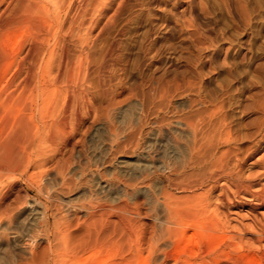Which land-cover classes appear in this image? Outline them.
I'll return each mask as SVG.
<instances>
[{"label":"rangeland","instance_id":"374dc122","mask_svg":"<svg viewBox=\"0 0 264 264\" xmlns=\"http://www.w3.org/2000/svg\"><path fill=\"white\" fill-rule=\"evenodd\" d=\"M72 2L73 9L70 12H67L68 4H66L65 9L58 13L55 19L51 17L55 21H52V27L47 34L51 47L67 49L70 60L76 59V62L70 64V68L67 65L59 66L57 55V60L54 61L49 72L44 73L43 83L45 87H49L50 91L57 89V94H78L76 96H79V99L75 103L77 106L74 104L71 112L65 114L62 109V99L57 98L59 100L57 101L51 96L44 102L37 97L36 87L33 90L34 94L32 93L34 98L29 93L23 95L20 90L12 97H8L5 93L0 94L6 96L0 97V104L5 102L6 107L12 106L14 114L16 111L31 113L36 123L40 124L44 120L43 122H47L46 125L50 126H47L48 129L46 128L45 131H48H44L42 135L45 138L40 149L41 154L44 155L38 157L34 155L35 159L45 158L43 160L48 162L44 174L46 170H55L64 162L84 167L93 165V171H98L95 163L99 156L91 153V148L99 140L102 141L104 135L103 131H100L99 136L93 138L95 131L102 125H106V128L112 132H123L124 125L120 122L112 126L108 125L106 120L109 112L114 109L113 107L128 106L135 101L142 105L144 115L150 106V111L148 110L147 113L152 117L148 116L149 123L146 129L152 126L157 127L163 118L172 120L190 118L197 124L204 122L205 126L209 121L213 125H222L227 135L223 139V141L226 140L224 148L230 149L229 156L227 155L226 158L227 168L228 166L232 168L234 165L237 168L240 167L246 179L261 173L260 164L264 159V143L258 146L256 143L259 130L264 125V0H91L89 14L85 17L82 14L84 0H72ZM22 35L19 33L13 42L26 41ZM11 50L10 47L7 48L12 55ZM17 56L20 60L22 53ZM15 65L10 69L12 72L7 71L9 78L20 69L17 63L15 70ZM9 72H11L10 75L12 73L14 75L10 77ZM57 75L59 79L54 82ZM6 79L8 80L7 76ZM6 79L2 81L0 88L5 86L4 88L8 89ZM171 90H173L172 93H169ZM0 92H2L1 89ZM148 99L149 104L148 102L146 104ZM179 99H182L181 105L176 103ZM10 102L12 105L9 104ZM116 102L120 105L118 106ZM43 103L44 105L46 103L44 107H42ZM114 103L118 107L116 105L112 107ZM137 107H135L137 111L141 112L140 106ZM144 109H146L145 112ZM155 110L158 113H155ZM131 111L135 109L132 108ZM65 118L68 120L72 118V122L61 129ZM57 125L58 128H55ZM146 129L145 131L148 130ZM58 131L65 132L61 134ZM143 142H140L141 145ZM37 146L39 144L35 145L36 149ZM128 156L134 157L130 154ZM113 160L114 158L111 157L106 159L105 166ZM42 171L43 169L38 170L37 167L32 166L29 171H21L22 174L18 173L19 175L12 177L11 181L9 179L10 182L4 183L0 180V195L2 196L7 189L13 187L14 195L10 199L12 203L36 199L44 206L51 204V200L43 190ZM94 179L89 177L87 182H92ZM227 181L222 182L227 186L222 184L210 193V209L214 208L223 222H226L228 207L220 205L219 200L216 199L224 190V195L229 196V203L233 205L229 208L231 212L229 219L232 224L236 227L240 225L241 228L252 227L253 230L255 227L256 230L257 226L253 225V221H260L262 215L257 212L252 213L248 211L247 206L240 205L239 203L245 201L244 196H246L244 191L242 192L243 189L234 182L229 180L227 183ZM259 183H264V177L260 178ZM259 183H255L256 187L260 186ZM148 185L157 190L159 180L153 179ZM140 187L141 185L134 189L133 199L129 201L135 211L131 214L133 215L132 223L140 235L144 233L146 238H149L155 229V211L138 191ZM117 195V192L112 193L108 197H103L102 201L106 202L110 208L116 207L117 203L114 199ZM97 198L78 195L71 201L70 205L77 207V212L75 215L72 214V225L66 229L68 236L59 235L56 242L54 241L61 246L59 253L66 255L67 258L60 261L56 258L57 252L50 256L48 264L121 263L120 250L126 249L128 239L123 236V239H120V230L114 229V226L121 228L126 224L122 222L121 226L117 223L121 221L117 217L110 219L112 242L108 244L110 246L107 245L102 249L103 252L100 251V254L96 253L97 250H90L91 253L89 250L78 252L75 248L85 234L83 221L86 215L80 210V206L95 203L99 199ZM200 228V226L186 228L185 233L176 239V244L170 249L171 259L167 264H172L173 259L180 253L184 254L179 255V257L182 256L181 258L188 256V252H192L189 256H193L200 250L204 251L205 246L211 247L216 243L217 245L214 244L213 247L220 249L228 242L222 229L216 231L217 234H214L216 236L208 237L206 231ZM7 234V225L1 222L0 235ZM46 245L47 241H43L33 244L32 249L37 253ZM175 247L182 251H176ZM95 254L97 255L92 257ZM241 254L243 252L239 251L238 255ZM14 259L19 264H34L30 262L29 256L23 259L14 255ZM89 259H93L92 262ZM136 262L134 264H143Z\"/></svg>","mask_w":264,"mask_h":264},{"label":"bare ground","instance_id":"6f19581e","mask_svg":"<svg viewBox=\"0 0 264 264\" xmlns=\"http://www.w3.org/2000/svg\"><path fill=\"white\" fill-rule=\"evenodd\" d=\"M66 4H68L67 12H70L73 9L72 0H0V84L2 81L4 82L7 76L6 83L9 86L8 89H5V86V88H0L2 91L0 94L5 93L8 97H12L17 94V91L19 93V90L23 95L32 94L36 87L37 97L44 102L48 101L51 96L57 101L62 99V109L65 114L77 103L79 96L76 95L78 94H57V89L54 88V91H50L49 87H45L43 83L44 73L49 72L57 58L59 66L67 65L70 68V64L76 62V59L70 60L67 49L63 47L54 48L48 43L47 31L52 27V21L58 13L65 9ZM90 5L91 0H84L82 11L84 17L89 14ZM60 23L62 24V22ZM19 33L23 34L22 36L26 41L14 43L13 39ZM8 47L12 49V55L7 51ZM19 53H22L20 60L17 56ZM17 63L20 69L17 66L19 71L15 75L12 73L11 75L14 76L11 77L12 71L10 69ZM9 70L11 72L8 74L11 78L7 75ZM58 76L54 78V82L58 81ZM17 79L20 82L19 80L17 82ZM65 91L67 92V89ZM33 94L32 98H34ZM163 94L165 95V93ZM56 100L55 102H57ZM171 100L170 102H172ZM147 102L149 104V99L146 100V104ZM176 103L181 105L182 99ZM116 104H112V107ZM45 105L43 103L42 107ZM0 106L2 113V116L0 113V180L4 183L9 179L11 181L12 177L15 178V175L21 171H29L32 166L37 167L38 170L39 168L43 169L42 173L44 174L48 162L43 160L45 158L39 159L37 157L44 155L41 154L40 145L45 138L42 135L48 131L45 129L49 125H46L47 122H43L44 120L40 124L36 123L31 113L23 111L18 113L16 111L14 114V108L9 105L6 107L5 102ZM75 106L77 105L75 104ZM136 106H140L141 112L137 111ZM166 107L167 105H165ZM41 108H39L40 111ZM113 108L106 121L109 126L116 122L122 123L124 131L112 132L106 128V125H102L95 131L93 138H97L101 133L100 131H103L104 135L103 140H99L100 143L98 142L91 148V153L99 156L95 163L98 171H93V165L84 167L68 162L57 166L55 170H46L47 172L43 176V190L51 200V204L45 206L36 199H30L23 203H12L10 199L14 195L13 187L9 189L6 187L7 190L2 196L0 195V223L4 222L8 230L7 235H0V264H19L15 261L14 255L23 259L25 256H29L30 262L34 264H48L50 256L57 252L56 258L60 261L66 259V255L59 253L61 246L55 242L59 235L68 236L66 229L71 227L73 221L71 216L77 212V207L70 204L78 195L99 198L95 203L80 206V210L85 213L86 219L83 221L85 234L78 246L75 247L78 252L97 250L96 253H99L102 251L112 242L110 219L117 217L121 220L117 223L121 226L122 222H126V224L121 228L113 225L114 229L120 230V239L123 237L128 239L126 249L120 250L121 263L118 262L119 264H134L135 261L143 264H167L171 259L170 249L176 244V239L185 233L187 227L195 226L203 228L208 237L216 236L214 235L217 234L216 231L222 229L228 242L220 249L213 247L214 244L217 245L216 243L211 247L205 246L207 250L203 247L204 251L200 250L196 254L193 252L195 254L193 256H189L192 252H188V256L181 258L182 256L179 257V255L183 253H180L177 258L173 259L172 264H264V183H259L260 178L264 177V159L260 164L261 173L246 179L243 177L240 167L237 168L234 165L232 168H229L231 166L227 168L226 158L230 149L229 147L228 149L224 148L226 140L223 141V139H225L226 132L224 127L220 125L221 123H218L220 126H217L209 121L205 126L204 122L201 121L200 124H197L190 118L173 120L163 118L161 124L157 125L154 122L157 127L151 125L152 127L147 128V130L146 126L149 123L147 111L150 106L146 115L142 113V105L136 101L128 106ZM132 108L135 111H131ZM155 111L158 113L157 110ZM38 115L40 116V114ZM151 117L150 115L149 118ZM78 119L80 120L81 117ZM70 120L65 118L62 121L61 129L68 126L72 122ZM59 123L61 122L59 121ZM262 126L257 135L259 138L256 146L264 143V125ZM55 128H58V125ZM60 131L58 132L61 134L65 132ZM141 141H144L142 145ZM38 144L36 149L35 145ZM129 154L134 157L130 158ZM34 155L37 156V159ZM109 157L114 158V160L105 166L106 159ZM89 177L95 179L90 181L91 183L87 182ZM153 179L159 180L157 190L148 185ZM226 180L234 182L243 189L242 192L244 191L246 196H244L245 201H241L240 205L247 206L248 211L252 213L257 212L262 215L260 221L252 220L253 225L257 226L256 230L254 226L253 230L252 227H249L250 229L247 226L241 228L240 225L236 227L232 224L229 219V213H231L229 208L233 205L229 203V196L224 195L223 189L220 197L216 199L219 200L220 205L228 207L225 216L226 222H223L222 218L219 217L220 214L218 215L214 208V211L212 208L210 209V193L222 184L225 185L222 182ZM257 182L259 187L255 185ZM139 185L141 187L138 191L145 198L146 203L155 211V229L149 238H146L144 233L140 235L132 223L133 215L131 214H134L135 211L129 201L133 199L134 189ZM27 192L29 193V191ZM116 192L119 195L115 196L114 199L117 203L116 207L110 208L102 199L112 193L116 194ZM63 206H65V211H63ZM43 241H47V245L35 253L32 245ZM176 251L181 252L182 250L176 248ZM239 251L243 254L238 255ZM92 260L90 261L92 262Z\"/></svg>","mask_w":264,"mask_h":264}]
</instances>
